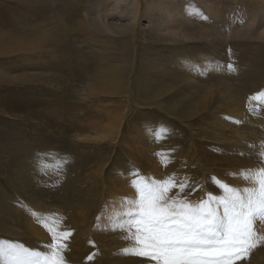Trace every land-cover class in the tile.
<instances>
[{
	"label": "rangeland",
	"instance_id": "rangeland-1",
	"mask_svg": "<svg viewBox=\"0 0 264 264\" xmlns=\"http://www.w3.org/2000/svg\"><path fill=\"white\" fill-rule=\"evenodd\" d=\"M61 1L49 0L50 11L46 12L49 22L43 32L61 35L63 30L55 24L59 12L66 26H78V19H85L89 31L73 30V37L67 34L64 42L54 43L40 58L33 57L31 53L27 64L17 63L16 69H11L10 75L17 82L10 83L6 86L8 88L3 86L4 91L0 90V240L23 242L24 246L41 239L50 243L51 235L31 215L35 213L36 216L57 219L62 225L61 231H71V237H82L72 238L73 242L76 239L93 241L88 257L95 251L100 253L99 246H96L99 243L111 242V250L116 246L113 241L120 243L122 233L101 232L102 228L112 225L101 213L105 209L119 208L123 198H135L136 193L130 183L134 178L133 172L156 180L172 175L187 177L197 190L188 188L183 195H188L192 201L199 200L203 177L197 166L201 164L192 163L195 165L192 171L195 177L189 176L187 171L181 170L182 164L192 167L181 162L184 158L181 155L189 151L188 144L182 151L172 145L180 140L178 134L191 139L193 146L196 144L193 126L186 127V120L178 117L199 101L194 94L187 98V94L184 95L188 91L186 67L196 62L194 59H198L200 53H207L208 49L213 51L215 45H220L223 57L226 55L225 71L232 58L237 61L238 56L241 61L260 63L261 60L260 65L264 67V2L211 0L205 5L203 0H163L166 5L173 3L182 12L186 11L184 15L177 16L175 22H170L168 8L156 6L146 13L148 0H138L141 11L136 30L127 16L117 15L119 10L115 8L123 10L124 5L117 4L115 0H83L82 6L86 11L78 16L64 7ZM13 2L6 0L0 3L5 10L3 17H6L0 19V32L12 29L6 23L13 14ZM211 7L221 10V14L218 19L211 16L212 22L209 23ZM196 14H199L198 19ZM145 15L150 16L153 22L144 18ZM32 16L41 18L43 12H33ZM216 23L220 25L222 39L217 35V38L214 35L210 39L199 38L201 29L208 25L216 26ZM157 27L158 31L155 30ZM89 32L94 37L93 41H84ZM190 35H194V39L184 38ZM97 70L111 71L110 78L114 86L121 88V94L107 96L102 93L94 85ZM193 78L195 80L196 77ZM128 80V105L133 112L126 111L122 119L125 107L121 109V106L126 103ZM135 93L141 100L150 93L153 96L151 104L144 106V101H140L139 109H135ZM256 99V104L264 108V97L259 95ZM110 111L112 116L108 115ZM116 115L120 119L118 122ZM113 124L119 128L111 132ZM112 143H117L114 148L110 146ZM262 143L264 140L251 139L249 144ZM198 144L206 149L214 146L207 140ZM215 150L217 156L222 155L226 160L235 159V155L248 160L244 167L237 163L214 165L210 169L204 166L209 174V193L221 194L212 182L213 179L223 181L218 172L224 174L225 181L238 183L240 179L236 178L241 170L261 166L260 150L245 152L231 149L229 142L223 145L222 150ZM194 152L189 151L190 158ZM41 153H52L54 157L67 158L68 162L62 170L48 169L47 174H42L37 167ZM228 170L230 176L226 173ZM243 182L248 186L246 181ZM258 221L254 228L258 234L264 235V225L260 226L264 221ZM28 223L34 224L36 229L33 230L34 225L29 229ZM122 243L126 246L125 241ZM259 256L264 257V243L254 249L243 263L264 264V261H259ZM99 264H102L101 257Z\"/></svg>",
	"mask_w": 264,
	"mask_h": 264
},
{
	"label": "bare ground",
	"instance_id": "bare-ground-1",
	"mask_svg": "<svg viewBox=\"0 0 264 264\" xmlns=\"http://www.w3.org/2000/svg\"><path fill=\"white\" fill-rule=\"evenodd\" d=\"M5 1L6 0H0V3L3 4V2ZM12 1H14L13 2L14 5L11 4V8H14L15 10L13 9V14L10 16V19L8 20L9 22L6 23V25L10 24L9 26H11L12 29L10 30L8 28L6 32H4L3 30L0 32V90L1 91L5 90V89L2 90L3 86L6 87L10 85V83L14 84L17 82L13 80L14 78L12 77V75H10L12 71L11 69L15 70L17 63L27 64L30 61L31 53L33 57L40 58V55L42 57L44 54L48 53L50 47L54 43L64 42L67 34H70V36H72L73 30L77 28L82 32H86L88 30V23H86L85 19H78L77 21L78 26L75 27H72L70 25L66 26L62 21L63 17H61L59 12L55 17L56 21L55 20L53 21H55L56 23L55 22L54 23L58 27H60V30H63L61 35H56L55 33L51 34V31L43 32V30L46 28L49 22L48 21L49 17L47 18L46 15V12L50 11L49 0H12ZM210 1L211 0H203V4L206 5ZM260 1L264 2V0H260ZM61 2L63 3L64 7L70 9V12L74 13L75 16H78L80 13H83L84 10L86 11L85 7L82 6L83 0H62ZM115 2H117V4L121 6L124 5L123 10H121V8L119 7L115 8L116 10H119V12L115 10L117 12V15L120 14L123 17L127 16V18L130 19L129 21H131V23L133 24L134 29L137 30V26L140 21L139 14L141 11V6L139 1L115 0ZM2 4H0L1 7L0 19L5 17V16L3 17L5 10H3L4 7ZM146 4H147L146 13L148 11L149 12L153 11L156 8V6H159L163 9L168 8L170 22L171 21L175 22L176 21L175 18L177 16L184 15L186 13V11L182 12L181 10H179V8L173 3L166 5L165 3H163V0H148ZM6 7L7 6H5V8ZM213 8L211 7L209 9L210 11V15L208 18L209 23L211 21L210 19L211 16L214 15V18L218 19L221 14V10H219L218 8L217 9H213ZM33 12H35V14L39 12L42 14L43 12V16L41 18L34 19L32 16ZM7 13L8 12H6V15ZM25 13H27L28 16H25ZM15 14L18 17H16ZM198 15L199 14H196L197 19L199 18ZM99 17L101 18V14L99 15ZM145 17L151 20L150 16L145 15L144 18ZM252 21L254 23L255 19H253ZM151 22H153V20H151ZM201 24H203L204 26V22H201ZM219 26L220 25L218 24L216 26H211V25L206 26L205 28L201 29L202 35L201 36L199 35V38L210 39L212 35H214L213 37L217 35L219 36V38H221L220 35L221 32ZM252 26L253 24H251V27ZM236 29L237 28H235V32L238 33L239 30L237 31ZM155 30L158 31V27ZM210 31L214 33L211 34ZM90 33L91 32H89V35L85 36L86 38L84 41H88V42L93 41L94 37H92ZM187 36H184V38L194 39V35H190L189 37ZM222 37H224L223 33H222ZM88 45L89 44L85 46ZM212 50L213 51L208 49L207 53L206 51L202 53L199 52L200 53L199 58L194 59L196 60V62L186 67L187 74L185 78L186 81L188 82V91L187 93H184V95L187 94L185 95L187 98L190 95L194 94L199 98V101L198 103L193 104L192 106L190 105L189 109L186 112L182 111L178 115V117L182 116L181 119L186 120V122L188 123L186 127L193 126L192 127L194 131L193 140L196 142V144L195 146H193L192 145L193 141L191 139L186 138L180 134H178L177 137L180 140L172 143V145H174L175 148L179 151L184 150L186 144H188V150L190 152L195 151L194 153H192L191 158L189 155L190 154L189 151H186V153H183L181 155V157L182 156L184 157L183 159H181L182 163H185V165H188V163L190 166L192 165V167H186L182 164L181 170L187 171V174L189 176L195 177V174L192 172L194 169L193 167H195V165H193L192 163L198 162L201 164L197 166L198 168H200L199 171L203 177L202 182L200 183L201 191H200L199 200L205 198L206 193H209V189H210L209 187H211L208 185L207 180L209 174L205 170L204 166L206 168H209L210 166H214V165L231 166L233 163H237L238 166L244 167L245 163L248 160V159L246 160V158L245 160L241 159L240 156H236V155H235V159L226 160L225 157L222 155L217 156L215 154L216 151L215 149L219 150L221 148L222 150L223 145H225L226 142H229V146L231 149L243 150L245 152H247L246 150H260V145L249 144L250 140L251 139H255L257 141L264 140V108H261L259 104H256L257 101L256 98H258V96L261 93H264V90H262L263 92L261 91V89L264 88V67L260 65L261 60L260 63L257 62L258 64L253 61L252 62L250 61L247 62L244 60L241 61L240 56L237 55L238 56L237 61L234 58H232L231 60V63L235 67V71H231V72L229 70L225 71L224 67H225L226 55H224L223 57V53H221L222 49L220 45L219 46L215 45L214 49ZM196 66H199V72L194 71V68ZM97 71H98L96 72L97 75L96 76L94 75L95 79L93 77L94 85L98 89H100L102 93L107 94V96H111L112 94H121V88L114 86L110 78L111 71H107V70L104 71L97 70ZM193 77H196L195 80ZM147 78H148L147 79L148 82L150 83L151 78L149 76ZM137 86L139 85L137 84ZM151 86L152 85L150 84L148 85L149 88H151ZM153 88L154 87L152 86L151 90H153ZM195 89L198 90L195 91ZM192 91H195V93H193ZM136 94L137 93L134 94V98H133L135 109H139L141 105L140 101H144V106L145 105L148 106L151 104L152 101L151 97L153 96L150 93H147L143 100H141V98ZM125 99H126L125 101L126 103H124L123 105L121 104L122 105L121 109L125 107L123 110L124 112H122L123 114H121L122 119H124V113L126 111H130V114L131 112H133V109H131L128 105L129 80L126 85ZM182 103L185 102H181V104ZM262 105L264 106V100L262 102ZM199 106L202 108H200ZM191 108H196V109L190 110ZM118 110H120V108ZM237 110H239V112H237ZM111 112L112 111H110L108 115L112 116ZM115 120L116 122L120 120L118 115H116ZM234 121H240V123H235ZM116 127L119 128L114 124L111 125L110 131L114 132V129H116ZM165 133H170V131H166ZM205 140L213 143L214 146L211 148L212 145L211 146L207 145L208 148L206 149L203 148V145L198 144L199 142H204ZM181 142H184V144L182 145ZM116 144L117 143H112L111 145L110 144L109 145L114 148ZM209 153L215 154L216 155L215 158L213 155H210ZM239 161H242V164H238ZM229 171L230 170H228L226 173L229 174ZM218 173L219 176L222 175L221 177L223 181L227 182L223 177L224 174H222L221 172ZM180 175H183V172ZM235 175L237 176V173H235ZM236 179H240V181L238 183L236 181H231L227 183L236 187L239 186L245 187L246 184L244 185L243 182L244 180L240 178V175H238ZM68 218L70 219L71 217ZM259 221L258 223H261V221L260 222ZM28 225H29V229H31L30 226L34 224L28 223ZM263 225L264 223L260 224L261 227ZM112 227L113 225H108L105 228H102L101 232L111 233L113 232L111 230ZM1 228L2 227L0 224V229ZM35 229L36 226L34 225L33 230ZM106 237L107 236H105V238ZM72 238L82 239V237L78 235L72 236L68 239L67 241L68 251L65 254L68 264H99L100 257L102 258V264H112L115 261H120L119 262L120 264H139V263L148 264V262L143 258L141 261H136L135 257L122 256L120 254V250L124 247V243H122V239L119 240L120 243L116 242V240L113 241L116 243L115 250H111L112 247L111 242L105 241L104 243H99V245L96 246H99L100 253L98 251H95L94 253H98V254L94 257L92 261H89L87 259V254L91 251L89 247L92 246L93 241L88 239L87 242H83V240L82 242H80L76 239V242H73ZM20 243L23 244V242ZM43 244H47L46 240L44 239H41L39 241L34 240V244L33 241H31L30 245H26L25 247L38 249ZM259 261H264V257L259 256ZM238 264H244V263L243 261H240L238 262Z\"/></svg>",
	"mask_w": 264,
	"mask_h": 264
},
{
	"label": "snow or ice",
	"instance_id": "snow-or-ice-1",
	"mask_svg": "<svg viewBox=\"0 0 264 264\" xmlns=\"http://www.w3.org/2000/svg\"><path fill=\"white\" fill-rule=\"evenodd\" d=\"M227 68L235 71L232 63ZM194 71L199 72V66ZM258 155L261 166L239 174L248 186L213 179L221 194L206 193L198 201L183 195L188 188L197 190L187 177L156 180L133 172L130 183L135 198H123L119 208L101 213L111 221L112 231L123 234L126 246L120 254L143 258L148 264H238L248 260L264 243V235L254 228L258 219L264 221V143ZM67 162V158L41 153L37 167L47 174L48 169L62 170ZM31 215L51 235V242L32 249L0 240V264H68L65 254L71 231H61L55 218ZM97 254L87 259L92 261Z\"/></svg>",
	"mask_w": 264,
	"mask_h": 264
}]
</instances>
